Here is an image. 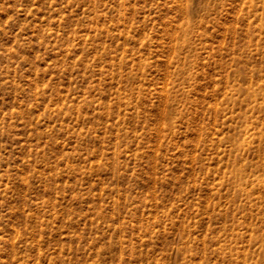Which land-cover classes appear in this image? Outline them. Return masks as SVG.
Instances as JSON below:
<instances>
[{
    "label": "rangeland",
    "instance_id": "rangeland-1",
    "mask_svg": "<svg viewBox=\"0 0 264 264\" xmlns=\"http://www.w3.org/2000/svg\"><path fill=\"white\" fill-rule=\"evenodd\" d=\"M0 264H264V0H0Z\"/></svg>",
    "mask_w": 264,
    "mask_h": 264
}]
</instances>
